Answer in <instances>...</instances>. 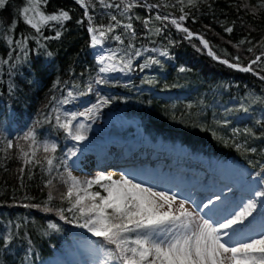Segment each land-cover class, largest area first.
Returning <instances> with one entry per match:
<instances>
[{
    "label": "trees",
    "instance_id": "16d2710c",
    "mask_svg": "<svg viewBox=\"0 0 264 264\" xmlns=\"http://www.w3.org/2000/svg\"><path fill=\"white\" fill-rule=\"evenodd\" d=\"M127 5L126 0H85V5L40 0L46 14L63 10L70 16L68 21H50L40 32L24 22L27 0H6L0 8V264H50L57 256L67 258L74 241L103 243L98 237H73L72 223L60 220L56 211L65 209L67 220H72L70 205L61 198L67 191L63 180L72 162L70 152L81 146L57 126L56 117L63 121L66 112L81 105H97L102 119L119 112L138 122L145 141L153 145L183 147L211 167L242 162L248 176H264V0H138L125 11ZM166 12L185 15L183 27L194 35L189 38L168 19L156 18ZM129 23L132 29L125 27ZM90 26L105 33L104 45L116 56L154 41L170 59L144 75H100ZM196 36L207 40L209 48ZM257 56L261 59L252 65L253 72L221 62L247 66ZM101 78L107 82L97 83ZM102 99L109 103L101 104ZM29 129L37 135L32 148L31 141L21 139ZM9 140L14 147L7 148ZM53 143L49 172V153L43 148ZM16 145L30 155L34 149L40 163L25 165ZM49 192L53 211L23 206H43Z\"/></svg>",
    "mask_w": 264,
    "mask_h": 264
},
{
    "label": "snow or ice",
    "instance_id": "6c2138e0",
    "mask_svg": "<svg viewBox=\"0 0 264 264\" xmlns=\"http://www.w3.org/2000/svg\"><path fill=\"white\" fill-rule=\"evenodd\" d=\"M78 2L85 5V0H78ZM103 2L104 0H101V3ZM189 2L191 3L192 0ZM5 3L6 0H0V8H3ZM27 3L28 6L23 9L24 22L37 32H40L42 27L50 21L63 22L70 19L69 13L63 10L59 14H46L40 8V0H27ZM105 6L109 7L110 5ZM146 6L155 7V5ZM131 7L133 5L128 4L125 11ZM29 12L34 14L30 16ZM156 18L167 20L168 16L158 15ZM185 18V15H181L179 21H184ZM112 19L115 20V16ZM147 23L145 21V24ZM171 24L185 32L189 38L194 35L176 19H172ZM125 27L132 29V24L129 23ZM88 31L95 33L97 29L89 27ZM226 31L231 32L232 29L228 28ZM104 35L105 33L100 31L99 36L103 37ZM59 36L60 32H57L56 37ZM116 39L119 40L120 37L117 36ZM200 40L205 48H209L207 40L203 37H200ZM101 42L97 35H92L93 46L99 45ZM208 54L218 59L211 49ZM114 55L107 59L111 61L114 59ZM135 55L139 56L140 53L136 52ZM160 55L167 56L168 53L161 52ZM105 59L104 56H101L99 63L104 65ZM260 59L261 57L257 56L247 66H241L239 63L230 64L228 60L221 62L241 72H253L252 65L257 64ZM122 62L124 68L120 69L121 71L131 70V59L122 60ZM159 63V60L150 59L141 68L147 67L148 64ZM114 70L115 65L99 68L100 73H109ZM184 70V68H180L181 72ZM260 78L264 80V76ZM96 82L106 83L107 81L101 78ZM88 91H91V86ZM72 95L73 93L69 91L68 96ZM64 102L66 103L67 100ZM100 103L106 105L109 100L102 99ZM95 108L97 105L87 108L84 112L72 114L63 121L60 116H57L56 124L71 140L83 141L87 139L84 132L88 125L83 122L73 125V121L77 119V115L83 116L85 119L89 118ZM21 139L31 141L29 148H32L37 143L36 132L34 129H29ZM12 147H14L13 142L9 140L7 148ZM43 150L45 153H49L45 159L48 165L47 170L51 172L55 159L51 154L56 151V145L54 143L45 144ZM253 151L255 150L253 149ZM75 154V151L70 152L72 156ZM35 157L34 149L30 155L28 151L20 147V158L25 165H30L33 162L39 164L40 161ZM20 171L23 172L24 169L21 168ZM63 183L67 185V191L62 194L61 198L67 200L70 205L67 211L76 215L73 220L69 221L64 215L65 209H56L57 214L60 220L69 223L76 222L78 227L87 229L92 236L102 239L103 243L100 248L103 251V259L100 264H112L114 261L117 264H264V231L244 240L237 238L238 233L243 231L241 226L257 208L256 199H250L239 211L232 212L222 221L214 222L203 216L197 219L194 213L185 206V201H178L175 194L169 195L164 191H155L141 183H135L126 176L114 179L112 175L100 174L92 179L81 181L69 171L67 179H64ZM48 185H52V180L48 181ZM93 186L99 187L97 190H92ZM253 196L264 200V189L254 191ZM219 198L216 197V199ZM52 199V193L49 192L48 201L43 206L39 204H24L23 206L51 212L53 209L48 205ZM213 203V200L209 199L208 204H205L204 207L207 208ZM48 227L58 230L55 223H49ZM108 245L112 247H106Z\"/></svg>",
    "mask_w": 264,
    "mask_h": 264
},
{
    "label": "rangeland",
    "instance_id": "374dc122",
    "mask_svg": "<svg viewBox=\"0 0 264 264\" xmlns=\"http://www.w3.org/2000/svg\"><path fill=\"white\" fill-rule=\"evenodd\" d=\"M126 2L137 4L138 0H126ZM170 14L166 12L164 16H168L170 22L172 19H176L180 23L178 16H171ZM94 34L101 39V44L93 46L92 35ZM91 47L93 57L99 68L115 65V70L112 72H99L100 75L106 77H131L140 72L141 75H144L150 68L170 59L169 55H160L161 52L166 51L154 41L148 42L144 48H137L127 52V54L116 56L114 52L106 49L104 38L100 37L97 32L91 33ZM136 52H139L140 55H135ZM113 54H115L114 59L108 60L107 57ZM101 56L106 58L104 65L99 63ZM115 59L120 62L115 61ZM129 59L132 61L131 70L124 69L121 71L120 69L124 68L122 60L127 61ZM150 59L159 60L160 63L148 64L147 67L141 68ZM87 108L90 107L81 105L75 111L66 112L63 120L72 114L84 112ZM98 108L97 106L93 109L89 118L85 119V117L77 115V119L73 121V125L81 122L88 125L84 132L87 139L79 141L81 146L75 150L76 154L68 165L73 176L81 181L92 179L100 174L112 175L114 179L126 176L135 183H141L155 191H164L169 195L175 194L178 201H185V206L194 213L197 219L203 216L205 219H212L214 222L222 221L232 212L239 211L250 199H256L257 208L241 226L243 231L238 233L237 238L244 240L264 231V200L253 196L254 191L264 189V182H262L264 176H248L245 172L246 165L242 162L227 161L220 166L211 167L205 158L200 156L193 158L183 147L168 148L164 143L153 145L145 141L143 129L138 122L127 120L119 112L108 119H102V114L99 113ZM145 151L162 153L159 155L160 157L163 155L179 158L177 160L184 159L189 163H201L203 167L195 165L196 167L187 169L183 167L181 161L175 165H169L170 163L168 164L160 157L154 161L150 155L138 156H142ZM88 158L91 160L87 161ZM98 187L93 186L92 190H97ZM217 196L220 198L216 199ZM209 199H212L214 203L205 208L204 205L208 204ZM74 215L76 214L73 213L72 220ZM71 229L73 237L96 238L87 229L78 227L76 222H72ZM73 243L75 249L67 258L57 256L51 259L50 264H100L103 259V251L100 246L92 245L83 240L81 242L77 240ZM112 264H117V262L114 261Z\"/></svg>",
    "mask_w": 264,
    "mask_h": 264
},
{
    "label": "bare ground",
    "instance_id": "6f19581e",
    "mask_svg": "<svg viewBox=\"0 0 264 264\" xmlns=\"http://www.w3.org/2000/svg\"><path fill=\"white\" fill-rule=\"evenodd\" d=\"M136 154V153H135ZM162 154V153H161ZM160 153H153V152H147V151H145L144 153H142V156H140V155H138L139 157H146V155L147 156H151V157H153L152 159L155 161V159L156 158H159L160 156L159 155H161ZM91 158H92V156H91ZM91 158H88V160L87 161H89V160H91ZM160 158H162V160L163 161H166L169 165H172V164H176V163H178V162H182V165H183V167L184 168H187V169H189V168H193V166H195V165H197L198 167H203L202 166V164L201 163H189V162H187V161H184V159H180V160H177V159H179V158H176V157H165V156H161ZM151 161V160H150ZM121 162V161H120ZM85 163V162H84ZM182 167V168H183ZM196 167V166H195ZM204 169V168H203ZM205 170V169H204ZM203 170V171H204ZM201 197V196H200Z\"/></svg>",
    "mask_w": 264,
    "mask_h": 264
},
{
    "label": "water",
    "instance_id": "95a60500",
    "mask_svg": "<svg viewBox=\"0 0 264 264\" xmlns=\"http://www.w3.org/2000/svg\"><path fill=\"white\" fill-rule=\"evenodd\" d=\"M154 8H157V6L155 5V7ZM184 22H185V20L184 21H180V24L183 26L184 25ZM174 28L177 30V31H180V30H178L177 29V27L174 25ZM196 38H198L199 40H200V38L198 37V36H196ZM201 41V40H200Z\"/></svg>",
    "mask_w": 264,
    "mask_h": 264
}]
</instances>
